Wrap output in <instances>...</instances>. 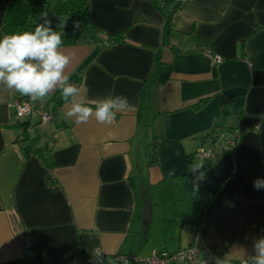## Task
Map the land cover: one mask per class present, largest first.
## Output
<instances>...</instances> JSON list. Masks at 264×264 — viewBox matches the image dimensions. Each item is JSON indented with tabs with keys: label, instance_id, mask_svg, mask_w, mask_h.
Here are the masks:
<instances>
[{
	"label": "crops",
	"instance_id": "1",
	"mask_svg": "<svg viewBox=\"0 0 264 264\" xmlns=\"http://www.w3.org/2000/svg\"><path fill=\"white\" fill-rule=\"evenodd\" d=\"M88 21L98 36L62 46L66 74L87 103L122 95L132 108L78 123L59 89L36 102L0 90V264H91L97 248L122 264L197 232L206 255L245 264L264 237V0H90ZM158 61L170 74L153 83ZM20 97L52 119H16Z\"/></svg>",
	"mask_w": 264,
	"mask_h": 264
},
{
	"label": "clouds",
	"instance_id": "2",
	"mask_svg": "<svg viewBox=\"0 0 264 264\" xmlns=\"http://www.w3.org/2000/svg\"><path fill=\"white\" fill-rule=\"evenodd\" d=\"M44 23L36 24L34 30H25L0 37V90L15 91L27 96L31 101H44L49 94L59 89V98L67 107L66 117L75 118L78 123H87L91 118L100 124H110L119 112L129 111L132 105L126 96H109L92 104L81 97V89L70 82L65 70L72 58L61 50L63 31L51 27L47 12L41 13ZM60 28H63L67 17H59ZM35 23V20H31ZM79 23L74 22V29ZM79 98V99H78ZM200 168L191 167L193 173ZM170 175L174 170H170ZM204 179V173L195 177L194 187ZM257 190L264 189V179L253 182ZM254 255L248 256L245 264H264V237L253 242ZM91 264H103L104 253L94 249L91 253ZM217 264H227L217 260Z\"/></svg>",
	"mask_w": 264,
	"mask_h": 264
},
{
	"label": "trees",
	"instance_id": "3",
	"mask_svg": "<svg viewBox=\"0 0 264 264\" xmlns=\"http://www.w3.org/2000/svg\"><path fill=\"white\" fill-rule=\"evenodd\" d=\"M90 0H8L5 16L0 27V37L5 34L34 30L36 24L44 23L41 13L47 12L51 27L55 31H63V46H71L80 43H90L98 33L93 24L88 21ZM84 15L87 21L80 22L79 28L74 29L75 16ZM59 17H67L63 28H60ZM35 20V23H31ZM108 41L114 40L115 36H108ZM102 41L98 47H101ZM170 68L163 62L158 61L153 72L151 82L162 83L169 78ZM221 112L216 120L217 128L224 127V116ZM155 153V142L152 140L146 148V156L152 161ZM191 162V158H188Z\"/></svg>",
	"mask_w": 264,
	"mask_h": 264
},
{
	"label": "built area",
	"instance_id": "4",
	"mask_svg": "<svg viewBox=\"0 0 264 264\" xmlns=\"http://www.w3.org/2000/svg\"><path fill=\"white\" fill-rule=\"evenodd\" d=\"M108 38L103 39L102 44H108ZM213 63H218L222 57L217 54H212L209 51L203 52ZM71 83L78 85L76 80L71 79ZM37 117L40 123L47 122L52 119L51 113L40 105L34 108L32 103L26 98H18L15 101V118H32ZM204 157H209L210 154L205 151L202 152ZM115 260L122 264H217L218 258L210 257L203 251L202 242L200 240V233L197 232L194 240L185 247L177 250H170L167 248L153 249L149 256L139 257L136 255L118 254ZM221 260V259H219ZM222 261V260H221Z\"/></svg>",
	"mask_w": 264,
	"mask_h": 264
},
{
	"label": "rangeland",
	"instance_id": "5",
	"mask_svg": "<svg viewBox=\"0 0 264 264\" xmlns=\"http://www.w3.org/2000/svg\"><path fill=\"white\" fill-rule=\"evenodd\" d=\"M83 18H84V15H79V14H77V15L75 16L73 22H74V21L84 22V21H83V20H84ZM221 142H223V141L221 140ZM210 147H211V146H210Z\"/></svg>",
	"mask_w": 264,
	"mask_h": 264
},
{
	"label": "water",
	"instance_id": "6",
	"mask_svg": "<svg viewBox=\"0 0 264 264\" xmlns=\"http://www.w3.org/2000/svg\"><path fill=\"white\" fill-rule=\"evenodd\" d=\"M149 214H150L149 208L146 206L143 215H144V217H148Z\"/></svg>",
	"mask_w": 264,
	"mask_h": 264
}]
</instances>
